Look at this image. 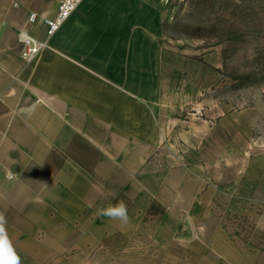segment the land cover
<instances>
[{"label":"crops","instance_id":"crops-1","mask_svg":"<svg viewBox=\"0 0 264 264\" xmlns=\"http://www.w3.org/2000/svg\"><path fill=\"white\" fill-rule=\"evenodd\" d=\"M59 2L0 0V213L22 264L156 248L264 264V224L236 227L224 202L244 189L210 158L229 116L198 101L183 110L185 71L162 40L159 0H83L28 62L19 30L43 38L28 16H54ZM121 200L127 225L95 214Z\"/></svg>","mask_w":264,"mask_h":264},{"label":"rangeland","instance_id":"rangeland-1","mask_svg":"<svg viewBox=\"0 0 264 264\" xmlns=\"http://www.w3.org/2000/svg\"><path fill=\"white\" fill-rule=\"evenodd\" d=\"M159 2L162 40L173 51V68L185 71L183 110L195 112L198 101L214 120L229 116L225 126L218 122L210 158L220 168L230 164L215 175L239 178L245 192L224 203L236 227L259 217L264 224V0ZM194 253L190 248L97 249L91 264H195Z\"/></svg>","mask_w":264,"mask_h":264},{"label":"built area","instance_id":"built-area-1","mask_svg":"<svg viewBox=\"0 0 264 264\" xmlns=\"http://www.w3.org/2000/svg\"><path fill=\"white\" fill-rule=\"evenodd\" d=\"M83 0H60L58 11L54 16H40L37 12H30L27 22H41L45 27V36L38 38L28 29H21L18 38L23 44V57L28 61H34L44 51L50 42V38L62 27L69 16L75 11ZM168 3L170 0H163Z\"/></svg>","mask_w":264,"mask_h":264},{"label":"clouds","instance_id":"clouds-1","mask_svg":"<svg viewBox=\"0 0 264 264\" xmlns=\"http://www.w3.org/2000/svg\"><path fill=\"white\" fill-rule=\"evenodd\" d=\"M98 217L107 218L109 221L127 225L130 223L128 207L124 201L116 204H108L97 208ZM7 220L3 213H0V264H22L21 257L15 250L6 230Z\"/></svg>","mask_w":264,"mask_h":264}]
</instances>
